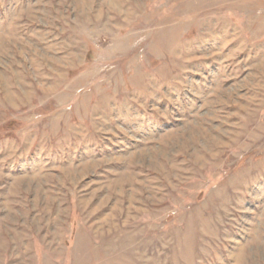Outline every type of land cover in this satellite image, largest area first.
Listing matches in <instances>:
<instances>
[{
  "label": "rangeland",
  "instance_id": "rangeland-1",
  "mask_svg": "<svg viewBox=\"0 0 264 264\" xmlns=\"http://www.w3.org/2000/svg\"><path fill=\"white\" fill-rule=\"evenodd\" d=\"M0 264H264V0H0Z\"/></svg>",
  "mask_w": 264,
  "mask_h": 264
}]
</instances>
